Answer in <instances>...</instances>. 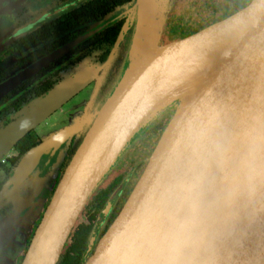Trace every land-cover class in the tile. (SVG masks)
Segmentation results:
<instances>
[{
  "label": "water",
  "instance_id": "1",
  "mask_svg": "<svg viewBox=\"0 0 264 264\" xmlns=\"http://www.w3.org/2000/svg\"><path fill=\"white\" fill-rule=\"evenodd\" d=\"M175 1L152 0L151 35L145 33L142 49L128 61L143 25L145 0H135L136 23L118 76L95 105L21 264H57L99 184L169 112L130 194L96 242L127 179L102 210L84 264H264V0L239 4L197 31L168 37ZM193 64L200 70L189 87L159 109L160 94L183 82L180 72ZM95 74L80 73L25 107L0 130V160ZM18 81L1 88L0 97ZM152 88V99L141 103ZM54 139L60 138L42 139L20 158L0 192V207ZM18 213L0 220V238Z\"/></svg>",
  "mask_w": 264,
  "mask_h": 264
},
{
  "label": "flooded vegetation",
  "instance_id": "2",
  "mask_svg": "<svg viewBox=\"0 0 264 264\" xmlns=\"http://www.w3.org/2000/svg\"><path fill=\"white\" fill-rule=\"evenodd\" d=\"M248 1L205 0L204 8L214 12L211 17H205L208 21L204 19L200 24L196 21L190 23L189 16L187 19L181 16L185 7L195 4L196 0H176L168 15L167 33L169 37L192 33L230 13L235 3L245 4ZM134 3L135 0H0V89L20 79L0 97V130L17 119L32 101L46 95L57 85L86 71L96 73L69 101L28 133L36 140L32 147L38 146L42 138L36 133L37 130L44 129V124L60 113L65 105L76 101L66 110L72 118L68 126L70 129L53 135V138L60 135L59 140L64 139L60 143L54 141V146L39 157L22 183L3 199L0 220L15 209L19 210V217L0 238V264H21L55 187L91 125L95 105L115 82L136 23L132 11ZM164 125V121L162 124L159 121L141 135L139 143L133 145L107 176L111 175V179L105 186L101 185L103 189L118 178L120 181L103 208L99 212L94 208L86 210L91 219L83 230L89 224L92 229L87 238L85 260L93 229L102 210L115 190L127 179L113 209L98 229L96 242L107 230L111 217L118 214L141 174L146 156L152 151L148 152L149 140L156 132L160 136ZM27 152L19 154L13 146L9 152L12 155L4 156V161L0 160V171L5 174L4 179L0 180V192L20 158ZM138 152L141 154L135 156Z\"/></svg>",
  "mask_w": 264,
  "mask_h": 264
},
{
  "label": "rangeland",
  "instance_id": "3",
  "mask_svg": "<svg viewBox=\"0 0 264 264\" xmlns=\"http://www.w3.org/2000/svg\"><path fill=\"white\" fill-rule=\"evenodd\" d=\"M204 2H205V0H196L195 4H193L191 6L187 5L185 7V9L182 11L181 16H183L184 19H187V17L189 16L191 18L190 19V23L191 22H195V21L199 22L200 24L203 23V20L206 19L205 17H207V18L211 17L213 15V12H214L213 10L204 8ZM239 4L242 5V3H239V2L235 3L234 5H232L233 6L232 10L237 9L240 6ZM206 20L208 21V19H206ZM74 102H76V101H73L72 103H74ZM72 103H69V104L65 105L62 108V111L60 113L55 115V117L52 120H50L47 124H44V126H43L44 129L37 130L36 133L40 134L42 139H47L49 137H53V135H55L58 132H59V134L63 133V132H66V129H68L69 128L68 126L72 123V121H71L72 118H71V116L67 115L66 110ZM78 113H79V110H78ZM170 116H171L170 112L164 114V116L159 118L156 121V123L154 125H152L150 128L155 126L157 124V122H159V121L161 122V124H162L163 121L166 124L167 121L169 120ZM158 136H159V133L156 132V133L153 134L151 139L149 138L150 139L149 140V143H150L149 146L150 147H149V151L148 152H150L153 149V146H154L155 142L158 140L157 139ZM63 137H65V136H63ZM58 138H60V135L58 136ZM62 139H64V138H62ZM62 139L61 140L57 139V142L60 143L62 141ZM139 141L136 142V144H138ZM134 150H136V149H134ZM148 152L146 153V155L148 154ZM131 153H133V150H132ZM8 154L10 155L11 153H8ZM140 154H141V152H138V153H135L134 155L138 156ZM149 154L147 156L145 155L146 158H148ZM4 176H5L4 172L0 171V180L4 179ZM110 179H111V175L108 178H106V180H104V182L102 183V186H105ZM90 219H91V215L89 214V211L83 212L78 217V220H77V222H76V224H75V226H74V228L72 230V237H70L69 243L76 237L77 234H79L83 230V228L87 224V222H90Z\"/></svg>",
  "mask_w": 264,
  "mask_h": 264
},
{
  "label": "trees",
  "instance_id": "4",
  "mask_svg": "<svg viewBox=\"0 0 264 264\" xmlns=\"http://www.w3.org/2000/svg\"><path fill=\"white\" fill-rule=\"evenodd\" d=\"M166 34L168 37L170 36L167 33V29H166ZM147 130H149V129H147ZM143 134H141V135H143ZM141 135L138 137V139L141 137ZM138 141H136V142H138ZM136 142L134 143V145L136 144ZM35 143H36V140H35L34 136L32 134H28V135L24 136L22 139H20L14 145V147H15V149L18 150L19 154H22L24 152L29 151L31 148H33L32 146H34ZM132 147L133 146H131L127 150V152H125V154H123V156L118 160V162L113 167V169L105 176V178L102 180V182L99 184L97 189L94 191L92 196L87 201V204L84 206L83 211L89 210V208H94V210L96 212H99L103 208L106 200L109 197V194L118 185L120 178H118L116 180V182L111 184L108 188L103 189L101 187V185H102L103 181L107 178V176L113 172V170L116 168L117 164L121 161V159L124 158V156L129 152V150ZM12 160L14 161V159H12ZM115 217H116V213L111 217V219L109 221L110 222L109 226ZM109 226H107L106 228H108ZM106 228H105V230H106ZM91 229H92V225L91 224L87 225L85 227V229L82 232H80L79 234H77L76 237L69 243L70 237H72V232H71V234H70V236H69V238H68V240H67V242H66V244H65V246L61 252V255H60V258H59V261L57 262V264H84V262H85L84 252H85L86 245H87V238L89 236Z\"/></svg>",
  "mask_w": 264,
  "mask_h": 264
},
{
  "label": "bare ground",
  "instance_id": "5",
  "mask_svg": "<svg viewBox=\"0 0 264 264\" xmlns=\"http://www.w3.org/2000/svg\"><path fill=\"white\" fill-rule=\"evenodd\" d=\"M152 8H153L152 0H145L144 12H143V25H142V28H140L141 31L139 30V32L136 35V39H135V42L133 44V47H132V50H131L130 57H129L128 61H130L132 58H134L138 54V52L142 49L140 43H142L141 40L143 38H146L145 33L148 34V35H151L150 30L148 31V27L150 28V20H151ZM199 70H200V68H198V70L194 69V64L193 65H189L187 68H184L180 72V74L182 76H185V79L180 84H174L173 83V85L171 86V89L166 91L164 94H162V93L160 94L157 102L155 103V104L158 105V108L160 109V107L162 108V107L168 106L173 100H175V97L179 93L183 92V90L188 88L189 87V83H191L192 79L194 78V76L197 74V72ZM177 80H178V78H177ZM153 89L154 88L148 90V92L146 94V97L143 96V98L140 100L141 103L146 104L152 99V95L153 94H151L150 97H148V94ZM156 94H159V93H156ZM154 106H156V105H154ZM157 112H158V110H157ZM131 128H132V125H129L127 130H126V134L130 131Z\"/></svg>",
  "mask_w": 264,
  "mask_h": 264
},
{
  "label": "built area",
  "instance_id": "6",
  "mask_svg": "<svg viewBox=\"0 0 264 264\" xmlns=\"http://www.w3.org/2000/svg\"><path fill=\"white\" fill-rule=\"evenodd\" d=\"M1 161H4V158H2Z\"/></svg>",
  "mask_w": 264,
  "mask_h": 264
}]
</instances>
